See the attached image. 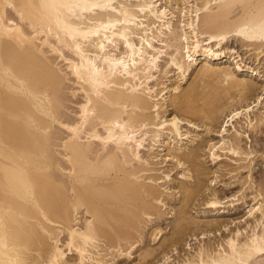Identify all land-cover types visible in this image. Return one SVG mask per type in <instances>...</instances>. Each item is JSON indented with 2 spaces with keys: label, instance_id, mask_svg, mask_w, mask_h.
<instances>
[{
  "label": "bare ground",
  "instance_id": "bare-ground-1",
  "mask_svg": "<svg viewBox=\"0 0 264 264\" xmlns=\"http://www.w3.org/2000/svg\"><path fill=\"white\" fill-rule=\"evenodd\" d=\"M164 1L0 0V264H106L102 242L134 248L142 225L161 215L160 180L171 182L154 174L165 134L181 178L196 180L180 182V220L156 264H264L263 185L248 228L201 242L179 262L169 255L218 224L185 217L207 173L198 149L179 144L191 138L182 124L212 130L223 117L214 161L222 152L264 157V84L246 78L264 60V0ZM235 42L254 50V68ZM224 57L229 66L214 64ZM199 59L186 89H159L171 70L186 79ZM252 136L260 148L244 149ZM223 199L214 192L206 204Z\"/></svg>",
  "mask_w": 264,
  "mask_h": 264
},
{
  "label": "rangeland",
  "instance_id": "rangeland-1",
  "mask_svg": "<svg viewBox=\"0 0 264 264\" xmlns=\"http://www.w3.org/2000/svg\"><path fill=\"white\" fill-rule=\"evenodd\" d=\"M163 3H165L164 0ZM240 44V42H235L232 47L236 48V51H239L240 55L243 56V63H246L248 66L252 65V67L254 68L259 62L255 60L256 57L254 50H252L251 52L249 51V53L248 49H246L245 46L242 47V45ZM229 54L230 53H228L227 56H229ZM227 59L228 57H224L219 60L220 62H215L214 64L217 65V63L221 64L223 62L222 66H229V60L225 63V60ZM230 61H232V58L230 59ZM202 62L203 60L199 59L197 61V64L193 66L191 70V75H188L187 78L184 80L181 79L177 71L175 72L171 70L168 73L169 75H167L166 78L164 77L165 79H162L163 84L159 86V89H165L164 94L168 93V89H170L171 85L181 84L182 88L186 89L194 80V73L196 74V72L202 67L204 63ZM231 65L233 66V63ZM258 71H260L259 75L251 74V72L249 71L245 72L246 74H248L246 75L247 79L252 78V80L256 82L258 86H260L264 84L263 59L261 60L260 65H258ZM239 72L242 73V71ZM249 73L254 77H252L251 75L249 76ZM164 87H166L167 89ZM258 91H260V89H258ZM169 95L170 94H167L166 96L169 97ZM165 107L168 108V118H171L176 114L172 106L170 107L166 105ZM255 111L259 112L260 109L256 108ZM222 118H220L221 120L219 119L220 122H217L218 124L216 123L212 127V130L209 129V126L207 127L205 126V124H201V122L198 123V121V126L194 127H189L187 126V124H182L183 131L188 132L189 138H191L190 140L183 138L184 140L182 141V143L179 144L190 149H198L197 151L200 154V161L203 163V166L207 173V175L204 177V182L207 183L205 186L206 188L203 189L204 191L200 193L201 195H199L193 201L190 207H187V214L185 217L187 218V220L192 219L196 221L198 220V222L202 221L200 222L201 224L207 222L209 223L210 221L214 222L213 224L215 225L216 222L218 224L216 225L217 227H211L212 229L210 230L212 231L208 232V235H205L203 239L202 234H200L199 238H197V236L195 235L194 237L190 236L184 241H182L178 246L179 251L176 250L177 253H179L177 254L174 253L175 251H173V253L171 252L169 254L172 260L175 259L174 263H176L177 261H181L185 255L188 256L189 254H192V252V255H194V252L198 251V247L201 246V244H204L205 242H209V244H214L216 246V243L214 242H217L218 244L219 241L221 243L224 234L227 235L229 230H236L237 227L245 229L246 225H251L252 223H250V221L252 222V220L251 218H249V212L254 207L256 202L258 200H261V198H258L257 201H254L257 192L262 189V185L264 187V157L260 156L261 152L260 154L258 153L257 155H253L251 158L252 161L250 160V158L244 161H237V158H233L231 155L224 156L225 152L219 150V152H222L223 154L221 159H217L216 161L212 159L210 145L218 143L222 139L221 134L219 133L221 122L223 121ZM243 118L244 117L242 116V123H240L241 125H244L245 123V120ZM228 129L231 128L228 127ZM171 138L172 139L168 138V135L166 134L163 135L161 137V141L155 147V154L157 156L155 158L154 163L157 164V171L154 174L161 178L164 177V175L169 174L170 177L168 180L171 181H168L169 183L165 184L166 180L161 179L159 182L161 185L160 191L164 193V204L161 205V215L159 217L155 216L150 221L147 220L148 223L145 222L142 225L143 229H141L140 232L136 234V240L138 241L137 244H135L134 248L128 250V252L127 250H122V253H118L116 249L109 250L105 246V242H102L101 246L103 248H101L100 246V250L103 256L106 255V264H156L159 258L163 256L159 247L162 246L165 241H168L175 234V230L177 228L176 224L180 220L179 209L182 207L184 201L182 192L180 190V182H188L191 186L195 184L194 181L196 179L195 176H191V179L181 178L180 172H182L185 167L181 165L177 166L176 162L168 156L169 147L174 146V139L173 137ZM252 139L253 142H251ZM251 140L249 142L243 140L244 149H250L251 146L253 150L257 149L255 148L257 144L254 142L253 136L251 137ZM256 147L260 148V145ZM191 174L193 175L192 171ZM214 192L217 193L222 199L224 198L222 200L223 204L218 206L217 209H215V207H210L206 204L207 198H209ZM259 204H261V201L259 202ZM247 221L248 223L246 224ZM222 223L227 224V230H225L224 225L222 226ZM159 231L161 232L158 235ZM154 233H156V235ZM221 237L222 239H220ZM149 250H152V256L150 255L149 258L142 260V254L145 255L146 252ZM162 262L163 261H159L158 263Z\"/></svg>",
  "mask_w": 264,
  "mask_h": 264
}]
</instances>
